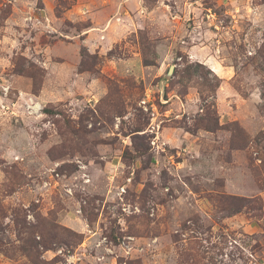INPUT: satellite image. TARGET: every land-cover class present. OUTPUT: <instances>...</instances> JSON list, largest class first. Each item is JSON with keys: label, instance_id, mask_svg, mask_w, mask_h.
Masks as SVG:
<instances>
[{"label": "rangeland", "instance_id": "rangeland-1", "mask_svg": "<svg viewBox=\"0 0 264 264\" xmlns=\"http://www.w3.org/2000/svg\"><path fill=\"white\" fill-rule=\"evenodd\" d=\"M0 264H264V0H0Z\"/></svg>", "mask_w": 264, "mask_h": 264}]
</instances>
